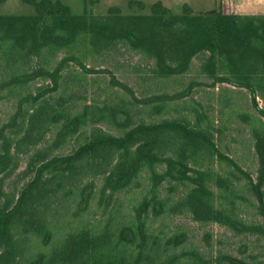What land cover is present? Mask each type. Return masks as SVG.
<instances>
[{
    "label": "rangeland",
    "instance_id": "1",
    "mask_svg": "<svg viewBox=\"0 0 264 264\" xmlns=\"http://www.w3.org/2000/svg\"><path fill=\"white\" fill-rule=\"evenodd\" d=\"M48 1L59 2L0 0V14H35ZM92 1L69 0L71 11L112 35L61 30L36 45L0 29V150L13 158L0 204H20L11 229L20 264L61 261L77 246L84 264H264V235L192 210L202 194L228 219L264 226V40L252 34L211 56L192 49L187 10ZM171 159L189 179L157 181ZM114 172L131 181L113 188Z\"/></svg>",
    "mask_w": 264,
    "mask_h": 264
},
{
    "label": "trees",
    "instance_id": "2",
    "mask_svg": "<svg viewBox=\"0 0 264 264\" xmlns=\"http://www.w3.org/2000/svg\"><path fill=\"white\" fill-rule=\"evenodd\" d=\"M44 6V5H43ZM39 6L37 12L31 15H15V14H0V29L5 30L8 37H14L17 30H21L22 34L30 37L37 45H42L44 39L51 36H57V32L61 30L67 31H84L97 32L100 34L112 35L114 28L108 23H101L93 21L87 16L75 14L71 9L65 5ZM153 12H163L165 15H173L169 9L157 8ZM191 16H188L190 25L193 28L197 38L194 40L192 49L195 50L202 47L208 51L211 56L225 54L230 50L234 42H240L243 45L249 44L247 39L252 34L264 40V17L261 16H242L231 13H225L222 10H212L206 14H194L191 10H187ZM165 16H162L163 19ZM247 21V22H246ZM258 21V22H257ZM130 36H133L132 31H127ZM264 57V56H263ZM81 68L86 66L77 58L74 59ZM254 95V94H253ZM264 115V109H260ZM155 127H147L151 130ZM142 128L138 126L133 131H130L123 138L110 137L109 142L112 144H122L128 138L134 137V133L140 131ZM0 150V176L7 172L12 166V153L8 146L3 143ZM165 177H171L177 180H186L190 178L187 168L178 160L171 159L167 163V170L165 174L156 175L158 182ZM202 177L199 176L196 181L202 185ZM110 186L118 189L126 186L131 181V174H124L120 172L111 173L108 176ZM204 181V180H203ZM31 191V190H30ZM201 190H196V192ZM29 191H27L28 193ZM203 193V192H202ZM192 210L197 218L201 221L219 220L225 224L230 225L237 232H253L264 235V226L248 225L239 221H232L224 215L218 213L201 194L193 196ZM20 205V204H19ZM19 205L14 207L2 206L0 204V264H20L21 257L13 246V238L11 234L12 225ZM122 240L129 243H134L135 238L132 231L125 229L122 232ZM83 247L77 246L70 252L68 256H62L61 261H56L50 264H84L85 254ZM123 263L129 264V259L123 257ZM173 260H168L165 264H173ZM234 264H241L242 262H233ZM135 264H149L144 263L143 259L137 256Z\"/></svg>",
    "mask_w": 264,
    "mask_h": 264
},
{
    "label": "crops",
    "instance_id": "3",
    "mask_svg": "<svg viewBox=\"0 0 264 264\" xmlns=\"http://www.w3.org/2000/svg\"><path fill=\"white\" fill-rule=\"evenodd\" d=\"M45 1V0H41ZM61 5L70 7L69 0H58ZM104 0H93L95 8ZM111 4L104 3L105 9H124L138 8L140 10L149 9L153 11L157 8H166L173 15H182L186 10H191L194 14H206L212 10H222L242 16H261L264 17V0H107ZM51 4L52 1H48ZM94 6L93 4H91Z\"/></svg>",
    "mask_w": 264,
    "mask_h": 264
}]
</instances>
